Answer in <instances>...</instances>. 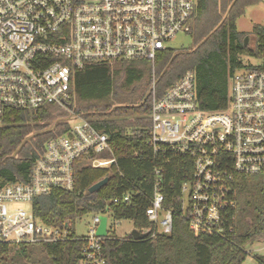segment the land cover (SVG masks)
<instances>
[{
  "label": "built area",
  "instance_id": "built-area-1",
  "mask_svg": "<svg viewBox=\"0 0 264 264\" xmlns=\"http://www.w3.org/2000/svg\"><path fill=\"white\" fill-rule=\"evenodd\" d=\"M196 5L197 0H0V125L9 108L55 105L70 112L68 130L45 142L29 182L0 186V243L67 238L66 224L59 228L34 219L32 199L52 187L71 190L80 157L93 168L115 163L108 136L68 107L72 71L133 60L152 67L147 141L153 154L169 150L191 158L192 173L181 186V194L188 192L181 215L194 234L230 231L233 175L264 173V57L232 74L222 110L200 107L192 71L158 95L157 54L177 33L189 32ZM161 190L156 169L145 210L153 224L150 237L172 231V212L164 207ZM130 197L126 193L120 200ZM13 202L26 203L29 211L10 208ZM101 215L92 216L78 264H104L102 238L96 236Z\"/></svg>",
  "mask_w": 264,
  "mask_h": 264
},
{
  "label": "trees",
  "instance_id": "trees-1",
  "mask_svg": "<svg viewBox=\"0 0 264 264\" xmlns=\"http://www.w3.org/2000/svg\"><path fill=\"white\" fill-rule=\"evenodd\" d=\"M255 0H197L190 34L192 46L165 49L157 54L154 73L161 95L185 72L192 71L199 105L222 110L229 97L228 70L241 67V56L264 57V26H254L251 40L236 31V20ZM191 24V23H190ZM152 67L144 60L117 61L86 66L71 74L70 111L108 136L115 163L93 168L80 157L74 165L71 190L52 187L30 204L34 219L42 224L68 226L65 240L39 243H0V264H78L84 236L74 231L87 214L109 216L113 222L129 220L134 229L149 233L143 240L131 235L101 239L104 264H242L246 247L264 241V173L233 175V208L225 234H194L181 215V186L192 173L191 158L169 150L154 155L148 144L150 127L148 90ZM69 110L46 105L33 110L7 109L0 125V186L28 183L34 160L49 139L69 128ZM160 171L164 207L172 212V231L150 237L147 219L155 179ZM107 177V183L90 194L88 188ZM130 200L122 202L124 194ZM115 198L119 202L114 203ZM264 264V254H255Z\"/></svg>",
  "mask_w": 264,
  "mask_h": 264
},
{
  "label": "rangeland",
  "instance_id": "rangeland-1",
  "mask_svg": "<svg viewBox=\"0 0 264 264\" xmlns=\"http://www.w3.org/2000/svg\"><path fill=\"white\" fill-rule=\"evenodd\" d=\"M193 18L191 20L192 25ZM236 31L243 33L245 36H249V41L251 40V32L254 26H264V2L261 0H255V3L246 6L244 13L241 17L236 20L235 23ZM250 43V42H249ZM167 49H181L188 48L192 46V36L190 30L187 33L180 32L177 33L170 40L165 42ZM240 61L242 63L241 67L235 68L233 70H228L226 77V88L230 91L231 88V76L233 73L238 71H243L246 67L254 65L257 63V59L248 56H241ZM63 110V109H62ZM188 200V192L182 193V202L186 204ZM10 208H22L25 211H29L28 205L23 202H13L8 204ZM93 214H87L79 218L74 226V231L78 236H86L88 233V227L92 220ZM107 217V231L108 234H114L117 238H123L130 235L131 231L134 229L133 224L129 220H120L113 222L109 216ZM248 251V256L242 264H255L253 259L255 254H264V241H256L251 245L246 247Z\"/></svg>",
  "mask_w": 264,
  "mask_h": 264
},
{
  "label": "water",
  "instance_id": "water-1",
  "mask_svg": "<svg viewBox=\"0 0 264 264\" xmlns=\"http://www.w3.org/2000/svg\"><path fill=\"white\" fill-rule=\"evenodd\" d=\"M248 42H249V36H245L243 45L247 46ZM68 107L70 108L71 106L68 105ZM107 180L108 178L104 177L103 179L91 185L88 188V193L92 194L98 191L101 187H103L107 183ZM130 235L134 240H143L147 237L148 234L147 232L141 233L138 230L133 229ZM96 236L101 237V238H104L107 236V217L106 216H102V215L99 216V225L96 229Z\"/></svg>",
  "mask_w": 264,
  "mask_h": 264
}]
</instances>
